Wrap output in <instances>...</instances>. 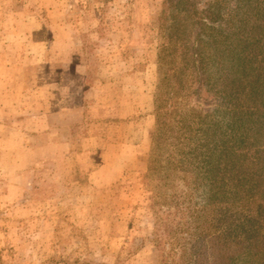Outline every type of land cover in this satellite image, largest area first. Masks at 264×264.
Masks as SVG:
<instances>
[{"label": "rangeland", "instance_id": "rangeland-1", "mask_svg": "<svg viewBox=\"0 0 264 264\" xmlns=\"http://www.w3.org/2000/svg\"><path fill=\"white\" fill-rule=\"evenodd\" d=\"M161 10L0 0V264L160 263L145 177L160 82L146 33L157 39ZM194 240L184 231L164 258L187 263Z\"/></svg>", "mask_w": 264, "mask_h": 264}, {"label": "trees", "instance_id": "trees-1", "mask_svg": "<svg viewBox=\"0 0 264 264\" xmlns=\"http://www.w3.org/2000/svg\"><path fill=\"white\" fill-rule=\"evenodd\" d=\"M160 14L157 39L146 33L160 82L145 177L159 264L184 231L198 239L185 264H264V0H162Z\"/></svg>", "mask_w": 264, "mask_h": 264}]
</instances>
